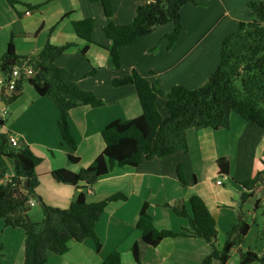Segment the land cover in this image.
<instances>
[{
    "label": "crops",
    "instance_id": "1",
    "mask_svg": "<svg viewBox=\"0 0 264 264\" xmlns=\"http://www.w3.org/2000/svg\"><path fill=\"white\" fill-rule=\"evenodd\" d=\"M145 1L111 0L113 14L107 17L98 1L17 0L11 5L0 0V56L10 40L21 56H35L46 43H71L56 58L55 65L65 70L71 82L103 102L99 107L79 105L69 111L70 131L76 141V148L72 149L61 137L58 110L47 95H39L25 81L22 93L13 101L6 92H0V112L5 108L8 114V118H1L0 132L16 135L19 147L27 146L41 158L35 166L39 179L35 195L41 202L36 196L30 198L31 221L43 219L41 203L64 209L78 191L73 185L56 181L52 170L66 168L78 172L88 166L104 149L101 130L106 124L141 114L135 86H114V78L135 70L163 92L175 85L200 86L218 65L223 38L240 22L250 19V0H197V4H185L180 10L182 32L172 46L167 47L164 36L173 30V24L155 26L150 33L120 48L121 66L114 68L108 63L111 40L105 35L104 26L109 22L129 23L136 7ZM84 18L93 21L91 42L79 37L72 25ZM4 76L0 70V78ZM156 102L160 114L166 115L165 98L159 96ZM186 140V151L142 158L135 166L114 164L86 194L89 203L115 193L125 196L124 200L109 201L95 223L100 246L96 248L92 238L70 241L64 253L49 252L46 264H99L114 250L119 252L121 264H137L131 253L134 244L138 245L140 264H199L210 251L203 239L177 235L151 246L142 241L136 228L139 211L147 201L155 228L173 232L189 229L188 219L176 214L169 204L181 200L191 214L192 196L201 198L213 217L218 248L239 213L249 224L229 258L224 263L214 260L210 264H240L239 250L260 256L264 251V236L258 237L264 225V174L251 190L244 183L264 171V127L231 113L227 129L190 128ZM69 154L77 156L78 161L71 162ZM220 157L228 158L226 174L218 172ZM7 164L8 174H12V161L7 159ZM244 191H251L252 195L240 203ZM24 240L22 228L7 227L0 218V264H22ZM249 264L264 263L255 260Z\"/></svg>",
    "mask_w": 264,
    "mask_h": 264
},
{
    "label": "trees",
    "instance_id": "2",
    "mask_svg": "<svg viewBox=\"0 0 264 264\" xmlns=\"http://www.w3.org/2000/svg\"><path fill=\"white\" fill-rule=\"evenodd\" d=\"M90 1H98L105 16H112L111 0ZM7 2L13 5L17 0ZM189 3L197 4V0H146L136 7L129 23H107L104 32L111 40V45L107 48L109 65L119 68L121 47L134 43L139 37L150 33L155 26L168 22L173 24V30L165 37L168 39V47L172 46L182 32L180 10L183 5ZM247 7L250 10V19L240 22L233 32L223 38L218 65L200 86L186 88L175 85L163 92L135 70L112 80L114 86H135L141 114L124 120L115 119L106 124L101 130L104 149L88 166L82 167L78 172L66 168L51 171V176L56 181L73 185L78 191L69 206L64 209L41 203L43 219L39 222L29 219L28 210L29 199L36 196L35 189L39 179L35 166L41 158L27 146H12L8 141V133L0 132V218L5 226L24 230L22 264H46L49 252L58 255L64 253L70 241L92 238L96 248L100 246L94 230L95 223L109 201L124 200L125 196L115 193L101 201L89 203L86 194L114 164L135 166L142 158L162 157L175 151H186L188 129H227L231 113L264 127V0H250ZM72 25L79 37L91 42V18L73 21ZM70 45L71 43H46L35 56H21L15 52L10 40L6 51L0 56V70L8 75L14 66L27 65L32 68L31 73L22 74L16 80L8 96L9 100H15L22 93L23 81L30 84L39 95H47L58 110L57 124L62 139L75 149L76 141L71 134L68 120L69 111L79 105L99 107L103 102L94 93L82 90L71 82L65 70L55 65L56 58ZM159 96L165 98L164 116L157 107L156 100ZM68 158L71 162L78 161V157L72 154H69ZM7 159L12 161L13 173L11 180L3 183L1 179L10 169ZM228 166L227 157L217 159L220 174H226ZM263 172L246 181L245 188L251 190L262 178ZM177 173L181 175L180 170ZM250 195L251 191H244L240 196V203ZM189 204L191 214L186 211L181 200L169 204L176 214L187 218L189 222V229L173 232L154 227L152 216L147 211L148 202L145 201L136 222L142 241L155 246L165 237H199L210 247V251L199 264H210L214 260L224 263L229 258L231 249L243 240L249 224L239 213L236 222L225 233L222 247L218 248L215 221L206 205L198 196H192ZM262 236L264 226L258 237ZM131 253L135 262L140 264L137 244L132 246ZM255 260L264 263V256L250 250H239L240 264H249ZM99 264H121L119 252H110Z\"/></svg>",
    "mask_w": 264,
    "mask_h": 264
},
{
    "label": "built area",
    "instance_id": "3",
    "mask_svg": "<svg viewBox=\"0 0 264 264\" xmlns=\"http://www.w3.org/2000/svg\"><path fill=\"white\" fill-rule=\"evenodd\" d=\"M26 13H29V11H26ZM32 72V68L27 65H23L22 67L14 66L12 71L5 75L3 78H0V92L4 91L8 95L11 93L12 88L14 87L16 80L21 77L22 74L27 75ZM7 112L5 108L2 110V113L0 115V119L5 115ZM8 141L12 146H18V140L17 137L13 134L8 133ZM12 178V174L6 173L4 177L1 179V182L5 183L10 181ZM217 183H220V180L216 181ZM89 192V189L87 190ZM32 201L29 199V204H31ZM261 256H264V251L260 254Z\"/></svg>",
    "mask_w": 264,
    "mask_h": 264
},
{
    "label": "rangeland",
    "instance_id": "4",
    "mask_svg": "<svg viewBox=\"0 0 264 264\" xmlns=\"http://www.w3.org/2000/svg\"><path fill=\"white\" fill-rule=\"evenodd\" d=\"M248 9H249V8H248ZM247 11H248V13H247V14H248V17L250 18V14H249L250 10H247ZM249 18H248V19H249ZM164 38H165V40H166V42H167V45H168V39H167V37L164 36ZM167 47H168V46H167ZM2 78H3V77H2ZM117 87H118V86H117ZM50 100H51V99H50ZM6 112H7V110H6ZM0 114H1V112H0ZM3 118H8V114H7V115H6V114L3 115ZM10 134H11V133H10ZM13 135H14V134H13ZM14 136H16V135H14ZM263 226H264V225H263Z\"/></svg>",
    "mask_w": 264,
    "mask_h": 264
},
{
    "label": "water",
    "instance_id": "5",
    "mask_svg": "<svg viewBox=\"0 0 264 264\" xmlns=\"http://www.w3.org/2000/svg\"><path fill=\"white\" fill-rule=\"evenodd\" d=\"M25 183L26 182H24V185H25ZM36 199H37L38 202H41L38 196H36Z\"/></svg>",
    "mask_w": 264,
    "mask_h": 264
}]
</instances>
